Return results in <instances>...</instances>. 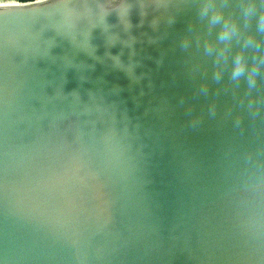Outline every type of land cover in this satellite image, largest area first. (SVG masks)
<instances>
[{
  "label": "water",
  "instance_id": "water-1",
  "mask_svg": "<svg viewBox=\"0 0 264 264\" xmlns=\"http://www.w3.org/2000/svg\"><path fill=\"white\" fill-rule=\"evenodd\" d=\"M48 2L0 11V264H264L245 0Z\"/></svg>",
  "mask_w": 264,
  "mask_h": 264
},
{
  "label": "clouds",
  "instance_id": "clouds-1",
  "mask_svg": "<svg viewBox=\"0 0 264 264\" xmlns=\"http://www.w3.org/2000/svg\"><path fill=\"white\" fill-rule=\"evenodd\" d=\"M10 3L11 0H0V11L12 10L7 7ZM30 3L41 6L49 2L48 0H30ZM212 3L213 0H207L202 8L201 15H208L209 11L212 9ZM243 14L245 20L248 22L255 17L258 26L257 31L264 34V0H245L243 4ZM210 23L212 25L221 24L218 39L226 44L230 43L232 38L239 32L237 23L230 18L225 19L222 12L219 10L212 11ZM262 43L264 42L257 41L253 34H249L244 40L245 48L252 46L258 57L257 61L251 67H249L244 49L238 51L234 56L231 78L237 81L241 78H246L250 91L256 87L257 77L261 67L264 66V52L261 51ZM208 48L209 51H211L212 45H208Z\"/></svg>",
  "mask_w": 264,
  "mask_h": 264
},
{
  "label": "rangeland",
  "instance_id": "rangeland-1",
  "mask_svg": "<svg viewBox=\"0 0 264 264\" xmlns=\"http://www.w3.org/2000/svg\"><path fill=\"white\" fill-rule=\"evenodd\" d=\"M17 1H19V0H11L12 3H10L9 5H11V4H17ZM20 2H22V1H20Z\"/></svg>",
  "mask_w": 264,
  "mask_h": 264
},
{
  "label": "trees",
  "instance_id": "trees-1",
  "mask_svg": "<svg viewBox=\"0 0 264 264\" xmlns=\"http://www.w3.org/2000/svg\"><path fill=\"white\" fill-rule=\"evenodd\" d=\"M19 1L25 2V1H30V0H19Z\"/></svg>",
  "mask_w": 264,
  "mask_h": 264
},
{
  "label": "bare ground",
  "instance_id": "bare-ground-1",
  "mask_svg": "<svg viewBox=\"0 0 264 264\" xmlns=\"http://www.w3.org/2000/svg\"><path fill=\"white\" fill-rule=\"evenodd\" d=\"M12 3V2H11ZM11 5H16V4H11Z\"/></svg>",
  "mask_w": 264,
  "mask_h": 264
},
{
  "label": "built area",
  "instance_id": "built-area-1",
  "mask_svg": "<svg viewBox=\"0 0 264 264\" xmlns=\"http://www.w3.org/2000/svg\"><path fill=\"white\" fill-rule=\"evenodd\" d=\"M20 2V1H19Z\"/></svg>",
  "mask_w": 264,
  "mask_h": 264
}]
</instances>
